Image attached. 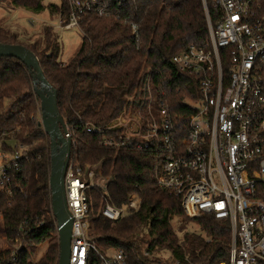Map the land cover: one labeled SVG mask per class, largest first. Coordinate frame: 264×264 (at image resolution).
<instances>
[{"label":"trees","instance_id":"1","mask_svg":"<svg viewBox=\"0 0 264 264\" xmlns=\"http://www.w3.org/2000/svg\"><path fill=\"white\" fill-rule=\"evenodd\" d=\"M44 1L13 3L36 14L49 10L56 16L65 11L54 4L47 7ZM126 16L127 23L84 20L82 44L66 65L60 60L61 47L53 26L45 27L41 41L28 44L17 33L0 27V43L25 46L38 57L47 80L58 92L60 114L74 138L71 161L86 172L94 169L105 182L99 190L88 192L91 238L98 247L124 250L132 264H160L154 255L166 252L179 257L189 254L193 264H217L230 248L228 222L212 216L188 217L181 200L158 186L160 158L155 150L106 147L104 138L118 137L120 132H86L88 127H107L133 99L140 102L147 73L152 76L156 97L171 105L172 116L185 112L186 100L197 96V80L179 75L173 57L206 42L208 26L202 0H129ZM132 23L139 25V42ZM39 112L32 71L17 59L0 58L2 149L15 151L7 141L28 146L25 168L12 174L13 195L0 193V234L14 237L21 224L29 222L33 254L27 257L28 264H58L60 242L50 191L51 140L40 126ZM134 193L142 199L137 213L117 224L103 216L106 203L126 207ZM190 222L198 224L212 243L205 244L195 233H187L182 240L179 223ZM42 248L45 251L39 256Z\"/></svg>","mask_w":264,"mask_h":264},{"label":"built area","instance_id":"2","mask_svg":"<svg viewBox=\"0 0 264 264\" xmlns=\"http://www.w3.org/2000/svg\"><path fill=\"white\" fill-rule=\"evenodd\" d=\"M128 3L62 0L59 6L54 4L65 11L58 12L59 23L53 28L81 30V23L91 18L127 23ZM202 4L206 42L173 57L179 75L197 80V96L186 100V111L172 116L171 105L156 97L147 73L140 102L133 99L107 127H88L86 132H120L118 137L104 138L106 147L155 150L160 158L158 186L181 200L188 217L212 216L228 222L230 248L217 264H264V0H202ZM131 29L139 42V25L132 23ZM64 137L73 147L68 127ZM27 151L23 143L16 144L14 152L1 148L0 193L13 195L12 174L22 173ZM104 185L94 169L86 172L70 159L65 176L73 221L69 264H132L124 250H103L91 238L88 192ZM141 207L142 199L134 193L126 207L106 203L102 214L117 224ZM2 220L0 213V226ZM29 226L24 221L14 237L0 234V264L30 262L33 231L27 230ZM56 228L59 239L57 220ZM168 253L166 260L159 255L160 264H193L187 255Z\"/></svg>","mask_w":264,"mask_h":264},{"label":"water","instance_id":"3","mask_svg":"<svg viewBox=\"0 0 264 264\" xmlns=\"http://www.w3.org/2000/svg\"><path fill=\"white\" fill-rule=\"evenodd\" d=\"M0 58L17 59L33 73L34 92L40 100V126L51 140L50 191L52 212L59 229V264H69L73 221L67 205L65 176L71 159L72 141L64 137L67 126L58 108V92L47 80L38 57L27 47L0 43Z\"/></svg>","mask_w":264,"mask_h":264},{"label":"rangeland","instance_id":"4","mask_svg":"<svg viewBox=\"0 0 264 264\" xmlns=\"http://www.w3.org/2000/svg\"><path fill=\"white\" fill-rule=\"evenodd\" d=\"M14 0H0V27L8 29L11 32L17 33L24 42L41 41L45 27H52L59 23L58 16L52 15L49 10L41 14H36L29 10H25L17 7L14 3ZM62 0H45L44 5H57L61 4ZM56 36L58 37V42L61 47V56L60 60L63 64H68L70 60L77 54L82 41L83 33L80 29H71V30H54ZM41 113L39 112V120L41 121ZM7 144L10 146H15L13 142L7 141ZM2 148V142L0 140V150ZM176 224V223H175ZM179 234L182 240L188 235L187 233H195L203 237L205 244L210 237L204 233L200 226L196 223H179ZM92 232V228H91ZM45 249L42 248L39 251V256H42ZM199 255V251H197ZM156 258L159 257L154 255ZM169 253H163L161 257L168 258ZM189 258L190 255H187Z\"/></svg>","mask_w":264,"mask_h":264}]
</instances>
